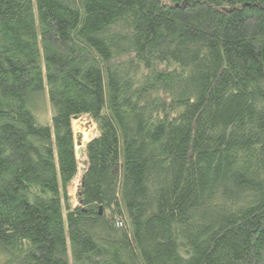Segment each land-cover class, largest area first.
<instances>
[{"label":"trees","instance_id":"trees-1","mask_svg":"<svg viewBox=\"0 0 264 264\" xmlns=\"http://www.w3.org/2000/svg\"><path fill=\"white\" fill-rule=\"evenodd\" d=\"M0 252L264 264V0H0Z\"/></svg>","mask_w":264,"mask_h":264},{"label":"rangeland","instance_id":"rangeland-1","mask_svg":"<svg viewBox=\"0 0 264 264\" xmlns=\"http://www.w3.org/2000/svg\"><path fill=\"white\" fill-rule=\"evenodd\" d=\"M34 113L37 115L41 123H49L51 120L52 109L49 103L47 92L43 97H36L33 105ZM73 127L77 142V156L80 162V169L77 177L70 185V194L77 204L78 189L82 178V172L85 167L86 156L83 152H79L82 147L85 148L88 141H90L97 133L98 126L95 121L88 115H83L73 119ZM6 263V256L0 252V264Z\"/></svg>","mask_w":264,"mask_h":264},{"label":"water","instance_id":"water-1","mask_svg":"<svg viewBox=\"0 0 264 264\" xmlns=\"http://www.w3.org/2000/svg\"><path fill=\"white\" fill-rule=\"evenodd\" d=\"M84 151V148L82 147L81 149H79V152L81 153V152H83Z\"/></svg>","mask_w":264,"mask_h":264}]
</instances>
